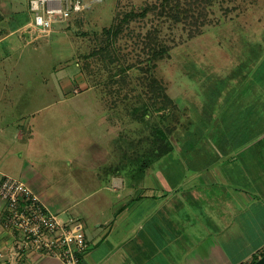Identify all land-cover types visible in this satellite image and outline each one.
<instances>
[{"label": "rangeland", "instance_id": "rangeland-1", "mask_svg": "<svg viewBox=\"0 0 264 264\" xmlns=\"http://www.w3.org/2000/svg\"><path fill=\"white\" fill-rule=\"evenodd\" d=\"M82 1L80 14L44 34L20 28L33 20L28 0H0V169L13 170L1 180H22L26 162L81 176L102 149L112 155L99 178L119 165L128 177L150 158L158 125L176 146L261 62L254 72L264 81V0ZM178 10L181 20L171 15ZM115 24L122 29L109 39ZM155 80L175 107L162 108Z\"/></svg>", "mask_w": 264, "mask_h": 264}, {"label": "crops", "instance_id": "crops-1", "mask_svg": "<svg viewBox=\"0 0 264 264\" xmlns=\"http://www.w3.org/2000/svg\"><path fill=\"white\" fill-rule=\"evenodd\" d=\"M261 65L238 93L220 95L215 109L198 115L171 152L128 177L119 165L99 178L112 155L106 149L103 160L82 164L81 176L32 162L17 167L50 210L84 221L89 247L82 264H250L264 251V81L254 72ZM12 171L2 166L0 182ZM4 210L0 197V264H64L30 249L14 255Z\"/></svg>", "mask_w": 264, "mask_h": 264}, {"label": "built area", "instance_id": "built-area-1", "mask_svg": "<svg viewBox=\"0 0 264 264\" xmlns=\"http://www.w3.org/2000/svg\"><path fill=\"white\" fill-rule=\"evenodd\" d=\"M28 5L33 13L28 31L38 28L44 34L56 22H65L85 9L82 0H28ZM0 197L5 202L3 224L16 237L14 255L30 249L57 257L64 264H82L89 243L81 219L63 220L29 185L12 176L1 180Z\"/></svg>", "mask_w": 264, "mask_h": 264}, {"label": "trees", "instance_id": "trees-1", "mask_svg": "<svg viewBox=\"0 0 264 264\" xmlns=\"http://www.w3.org/2000/svg\"><path fill=\"white\" fill-rule=\"evenodd\" d=\"M169 1V0H167ZM197 1V0H196ZM169 4V3H168ZM185 14L186 17L189 16L190 11L189 10H185ZM171 12V10H170ZM174 13L171 14L173 18H175L176 20H181L180 17V11L178 10L173 11ZM183 12V11H182ZM172 13V12H171ZM131 14H127L126 15V19L131 17ZM193 16V18L195 19L194 24L197 25V19L198 17H196L195 15H191ZM124 19V20H126ZM193 19V20H194ZM122 29V24H115L114 26H112L110 29H107V33L109 34V39L112 36H118V34L120 33ZM162 56L163 54V50L156 53V55ZM152 91L155 95V97H160L163 102H162V108L163 109H167L170 106H176L175 101L173 100V98H171L169 96V94L166 92L165 86L163 84L160 83V81L155 80L154 85L152 87ZM172 135V130L168 129L167 127H162L160 125H158L155 130L152 133V138H151V146L146 148L145 151V155L146 156H150L149 159H147V161L143 162V164H148L151 162H154L156 160H158L159 158H161L162 156H164L166 153L171 152V150L173 149V143L171 142L170 136ZM264 255V251H262L261 253H259L258 256H256L254 258V260L250 263L253 264L255 263V261H257L260 257H262Z\"/></svg>", "mask_w": 264, "mask_h": 264}, {"label": "water", "instance_id": "water-1", "mask_svg": "<svg viewBox=\"0 0 264 264\" xmlns=\"http://www.w3.org/2000/svg\"><path fill=\"white\" fill-rule=\"evenodd\" d=\"M253 264H264V255L260 257L257 261H255V263Z\"/></svg>", "mask_w": 264, "mask_h": 264}]
</instances>
